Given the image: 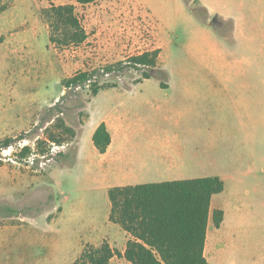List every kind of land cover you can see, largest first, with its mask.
I'll list each match as a JSON object with an SVG mask.
<instances>
[{
  "label": "rangeland",
  "instance_id": "obj_1",
  "mask_svg": "<svg viewBox=\"0 0 264 264\" xmlns=\"http://www.w3.org/2000/svg\"><path fill=\"white\" fill-rule=\"evenodd\" d=\"M64 3L75 5L87 38L78 45L56 48L48 40L41 10ZM0 4L6 6L0 15V139L14 137L11 144L16 151L18 143L25 141L42 153L36 143L52 130L66 144L41 169L11 162L1 157L0 149V264H69L81 250L79 240L90 236L96 241L107 230L104 221L110 202L105 187L153 178L142 174L129 179L105 177L82 167L62 176L49 169L75 160L78 137L83 146L88 143L94 149L89 131L108 113L122 118L114 135L118 155L125 161L140 163L154 152L156 129L165 150L174 157L182 153V158H189L187 76L204 72L205 44L215 25L212 19L197 17L184 0H95L85 5L75 0H0ZM158 38L162 47L158 65L168 78L153 75L135 83L140 71L126 68L103 75L100 83L117 87L95 96L87 85L69 89L61 85L62 79L81 70L155 49ZM57 117L73 129V135L53 129ZM48 145L42 148L45 152ZM16 153L11 154L17 157ZM226 168L227 163H206V171ZM52 180L61 182L66 192L63 203ZM61 204L63 217L49 221ZM61 229L62 235L57 233ZM256 233L252 228L241 232L248 238L238 251L243 264H251L250 239ZM228 259L229 254L215 253L212 263L225 264Z\"/></svg>",
  "mask_w": 264,
  "mask_h": 264
},
{
  "label": "crops",
  "instance_id": "obj_2",
  "mask_svg": "<svg viewBox=\"0 0 264 264\" xmlns=\"http://www.w3.org/2000/svg\"><path fill=\"white\" fill-rule=\"evenodd\" d=\"M196 1L205 7L215 26L209 30L211 41L205 44L204 72L187 76L191 119L187 141L189 158H182L180 145L177 157L171 150H165L159 129H156L154 152L140 163L131 159L125 161L118 155L114 135L122 118L108 113L96 121L88 135L92 140L95 128L101 122L106 124L111 143L104 153H99L94 145V149L88 143L83 146L77 135L75 160L58 162L48 172L70 176L73 170L82 167L105 177L129 179L142 174L153 178L108 185L106 192L112 186L218 176L224 188L211 198L204 245L208 264H213L215 253L230 255L225 264H243L238 251H242L248 241L241 234L246 228L257 232L250 239L253 244L251 264H264V0ZM158 42L161 53L159 38ZM208 162L227 163V168L222 172L206 171ZM52 181L63 203L66 192L61 182ZM213 209L223 211L219 226L213 222ZM64 213L61 204L49 221L60 220ZM92 219L89 218V222L93 225ZM104 227L107 230L101 232L98 240L93 241L90 236L79 240L80 249L85 244L96 246L106 240L123 253L130 235L108 217ZM57 233L62 235L64 229ZM111 264L131 263L113 256Z\"/></svg>",
  "mask_w": 264,
  "mask_h": 264
},
{
  "label": "trees",
  "instance_id": "obj_3",
  "mask_svg": "<svg viewBox=\"0 0 264 264\" xmlns=\"http://www.w3.org/2000/svg\"><path fill=\"white\" fill-rule=\"evenodd\" d=\"M80 5L95 0H75ZM200 19L208 18L205 7L196 0H184ZM6 6L0 4V14ZM41 17L48 27V40L56 48L78 45L85 41L87 33L72 3L51 4L41 10ZM160 50L155 48L124 60L109 63L89 70H81L64 78V88L87 85L91 96L101 90L116 87L113 83H100L103 75L126 68L140 71L141 77L135 83L153 75L168 78L165 69L158 65ZM160 86L167 84L160 82ZM53 129L73 135L71 127L57 117ZM21 138V137H17ZM16 138L0 139V149L10 145ZM46 142L62 143L52 130L44 140L37 141L42 149ZM92 142L99 153H104L111 143V134L104 122L94 130ZM24 146L18 153L23 157L30 152ZM224 183L218 176L190 179L165 180L112 186L107 190L110 202L109 221L118 224L130 237L123 253L111 247L106 240L99 245L85 244L78 256L69 264H111L113 256L123 257L131 264H208L204 256L207 221L211 198L221 192ZM223 218L221 209H213L212 219L219 226Z\"/></svg>",
  "mask_w": 264,
  "mask_h": 264
},
{
  "label": "built area",
  "instance_id": "obj_4",
  "mask_svg": "<svg viewBox=\"0 0 264 264\" xmlns=\"http://www.w3.org/2000/svg\"><path fill=\"white\" fill-rule=\"evenodd\" d=\"M18 146H19L17 147L18 151H16L17 150L16 147H14V145L12 144L2 148L1 157L7 156L6 159L10 160L11 162H16V163L19 162V163L25 164L28 167H34L36 169H41V168H44V166L49 161H51L56 154L61 152L65 148L66 144L64 142L62 143L49 142L46 152L44 151L42 153H39L34 148L30 147L31 148L30 152L20 158L18 156L16 157L15 155H12L11 153L13 152L14 154V152H17V153L20 152V150L24 146H28V144L25 141H23L22 143L19 142Z\"/></svg>",
  "mask_w": 264,
  "mask_h": 264
}]
</instances>
